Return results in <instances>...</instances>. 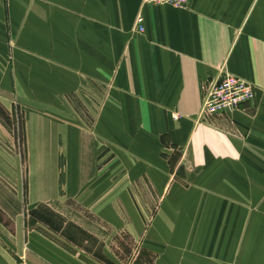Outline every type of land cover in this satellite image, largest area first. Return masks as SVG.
Masks as SVG:
<instances>
[{
    "label": "crops",
    "instance_id": "crops-1",
    "mask_svg": "<svg viewBox=\"0 0 264 264\" xmlns=\"http://www.w3.org/2000/svg\"><path fill=\"white\" fill-rule=\"evenodd\" d=\"M20 72L34 73L27 107L52 110L59 87L64 94L90 87L94 93L106 72L107 107L125 110L123 120L110 113L95 120L110 128L123 123L124 133L113 127L114 133L71 139L78 142L77 165L66 183L55 164L48 119L27 115V206L41 228L30 229L24 244L12 245L21 264H122L121 232L136 243L132 264H145L146 253L155 256L151 264H264L236 255L243 246L198 244L188 229L120 225L142 216L129 210L134 200L128 191L118 197L116 168L101 166L97 149L98 140L119 135L126 156L156 161L171 146L195 170L220 172L231 188H254L251 182L264 172V0H189L183 9L143 0H0V92L13 86L20 91ZM37 72H44L41 79ZM225 74L253 85L256 99L232 114L205 119V91ZM13 200L20 208L19 198ZM118 205L126 206L123 214ZM74 208L82 222L70 229L63 221ZM5 259L0 255V264Z\"/></svg>",
    "mask_w": 264,
    "mask_h": 264
},
{
    "label": "rangeland",
    "instance_id": "rangeland-1",
    "mask_svg": "<svg viewBox=\"0 0 264 264\" xmlns=\"http://www.w3.org/2000/svg\"><path fill=\"white\" fill-rule=\"evenodd\" d=\"M32 73H19L22 81L20 91L17 86L12 89L9 86L7 93L0 92V203H6L4 209L0 207V255L4 254L6 258L4 264L13 263L9 260L10 257L16 260L13 264H21L18 254L12 252V245L24 244L30 229L41 228L30 220L27 206L30 168L27 115L38 113L42 118L48 119L50 141L58 150L54 157L55 164L59 167L60 179L65 183L69 179V172L77 165L78 142L71 140L72 138H76L78 134L92 137L91 134L99 131L102 135L114 133L113 127L117 129L116 134L125 131L123 123L111 128L103 121L100 125L95 123L97 116L103 118L108 113L121 120L125 116L123 108L111 110L107 107L111 89L106 72H102V81L97 84L98 87L95 85L94 93L93 87H90L86 92L72 91L64 94L59 87L53 93L52 110L27 107L32 105L29 100L31 93L27 91V83L34 74ZM36 75L41 79L44 72H37ZM113 82L112 78V85ZM93 94L96 104L93 103ZM39 95L44 97V93ZM213 117L223 116H204L205 119ZM61 132H64L63 136ZM164 142L167 143L166 140ZM89 143L92 145L93 141ZM125 148L119 135L115 141L102 138L97 142V149L101 153L98 162L101 166L109 164L111 168H116L118 197L128 191L134 200L131 207H128L129 210L137 209L142 216L141 221H118L120 225L145 231L188 229L195 232L198 244L243 246V252L236 255L244 256L246 261L264 263L263 171L257 173L254 182H251L254 188H231L226 181L220 179V172L206 175L195 170L189 162H183L180 152L171 146H167L156 161L126 156ZM146 167L149 168V173L142 171ZM65 188L64 186V191L61 189L62 193H65ZM16 197L20 200V208L13 200ZM124 208L125 205H118V213L123 214ZM74 209L63 221L70 229L79 228L82 222L76 208ZM60 220L59 216L57 221L60 223ZM100 225L101 223H96L95 227ZM117 245L122 264H132L137 254L134 239L124 232L118 233ZM154 257L153 254L146 253L142 260L145 264H151Z\"/></svg>",
    "mask_w": 264,
    "mask_h": 264
},
{
    "label": "built area",
    "instance_id": "built-area-1",
    "mask_svg": "<svg viewBox=\"0 0 264 264\" xmlns=\"http://www.w3.org/2000/svg\"><path fill=\"white\" fill-rule=\"evenodd\" d=\"M143 1L149 5H167L180 9L186 8L189 3V0ZM142 21V18L137 20V29L140 33L144 32ZM255 99L256 91L253 85L233 75L225 74L217 84L206 89L202 113L206 117L228 115L253 103Z\"/></svg>",
    "mask_w": 264,
    "mask_h": 264
}]
</instances>
